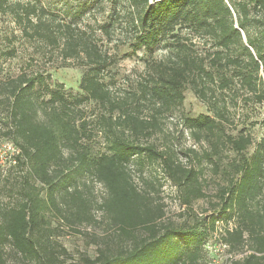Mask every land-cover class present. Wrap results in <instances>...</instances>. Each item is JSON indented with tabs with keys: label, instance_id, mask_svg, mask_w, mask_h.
I'll return each mask as SVG.
<instances>
[{
	"label": "trees",
	"instance_id": "trees-1",
	"mask_svg": "<svg viewBox=\"0 0 264 264\" xmlns=\"http://www.w3.org/2000/svg\"><path fill=\"white\" fill-rule=\"evenodd\" d=\"M90 13L95 22L83 24ZM4 15L49 60L79 66L83 75L77 93L45 70L0 79V137L21 150L14 163L20 199L0 207V264H9L7 247L35 264H65L66 249L48 233L51 210L62 221L88 224L101 212L117 229V247L100 246L86 264H199L220 221L235 222L221 233L223 244L248 251L232 264H264V138L256 141L246 128L230 132L242 122L239 109L264 104V0H93L64 14L40 0H0ZM162 44L166 53L158 58ZM123 47L150 55L132 87L112 82ZM189 90L210 114L182 117L198 145L183 162L166 119ZM90 102L102 108L95 118L83 108ZM160 133L164 144L154 140ZM230 151L236 157L226 162ZM133 162L158 163L188 207L208 196L210 169L223 180L214 212L193 224L162 222L163 209L134 180ZM89 177L106 188L103 202L87 197Z\"/></svg>",
	"mask_w": 264,
	"mask_h": 264
},
{
	"label": "rangeland",
	"instance_id": "rangeland-1",
	"mask_svg": "<svg viewBox=\"0 0 264 264\" xmlns=\"http://www.w3.org/2000/svg\"><path fill=\"white\" fill-rule=\"evenodd\" d=\"M47 8L64 14L65 10H71L73 13L85 4L90 6L93 0H40ZM109 8L106 6V10ZM107 12V11H106ZM92 13L84 17L83 24L94 23ZM104 14H98V20L103 22ZM70 20V19H68ZM15 48L16 55L14 57L0 55V79L17 76L23 72L31 73L32 71L45 70L51 74L53 81L63 83L67 90L77 93L80 91L79 85L83 75V69L79 66H64L60 61L49 60L41 51L39 45L21 37V30L15 24L10 16L0 17V50H9ZM166 53V49L162 44L155 52V56L160 58ZM150 58L149 53L140 50L136 54L129 53L125 47L118 50V63L112 69V82L117 86H134L141 76L146 66V61ZM88 116L95 118L101 112L94 102H90L83 106ZM200 114H210L208 107L200 101L192 91L185 93V101L183 105L176 109L172 115L166 119V132L168 139L174 142V147L181 152L180 157L183 162H187L184 152L187 148L198 147L194 140L190 137L189 132L182 124L184 115L197 116ZM264 114V104L252 108H241L238 111L237 119L241 118L242 122L237 128L230 129L233 134H238L243 128L250 132L256 141L264 138V125L261 123ZM159 144H164L163 135L160 133L154 139ZM11 143V141L0 137V144ZM13 144V142H12ZM95 153L105 151L104 139L101 135H97L93 141ZM254 148H251L252 152ZM183 152V153H182ZM229 159L236 157L234 152H228ZM136 160V159H135ZM16 162V161H15ZM15 162H6L0 169V207L14 205L20 199V194L16 181H20L21 171L14 166ZM133 175L135 182L141 187L146 188L151 193L152 202L155 206H159L164 211L162 222H174L177 224H193L197 217L205 216L214 212L215 204L218 200L216 197L217 186L223 183L222 177L214 175L210 169L206 170L205 189L207 197L196 200L191 207L182 203L181 190L174 184L172 179L167 176L158 163L150 164L145 162L139 165L132 163ZM148 179L150 183L144 182ZM89 186L87 197L94 202L101 203L107 196L106 188L93 178H86ZM90 190V191H89ZM45 192L42 195L45 196ZM264 199V196H263ZM55 210L48 211L46 217L49 224L47 228L50 231L51 240L55 246L60 249H66V254L60 255L65 264H86L85 259H95L98 255L100 246L109 245L117 247V229L108 225V219L101 212H95V222L92 224L75 223L62 221ZM197 216H196V215ZM234 221H220L217 223V231L211 234L204 246L203 258L199 264H232L233 260L243 257L248 251L235 252L230 251L229 246L223 244L221 233L226 227H234ZM136 235L143 237L144 231L137 230ZM125 243V242H124ZM123 243V244H124ZM57 244V245H56ZM7 260L9 264H35L30 260L17 255L10 247L6 248ZM9 254V255H8Z\"/></svg>",
	"mask_w": 264,
	"mask_h": 264
},
{
	"label": "built area",
	"instance_id": "built-area-1",
	"mask_svg": "<svg viewBox=\"0 0 264 264\" xmlns=\"http://www.w3.org/2000/svg\"><path fill=\"white\" fill-rule=\"evenodd\" d=\"M20 153L21 150L19 147H17L14 143L12 144V142L0 144V169L3 164L15 162Z\"/></svg>",
	"mask_w": 264,
	"mask_h": 264
}]
</instances>
